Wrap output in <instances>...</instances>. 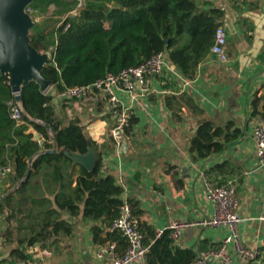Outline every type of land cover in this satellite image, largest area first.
Here are the masks:
<instances>
[{"label": "trees", "instance_id": "obj_1", "mask_svg": "<svg viewBox=\"0 0 264 264\" xmlns=\"http://www.w3.org/2000/svg\"><path fill=\"white\" fill-rule=\"evenodd\" d=\"M75 4L74 0H35L28 6L39 15L53 6L54 14L62 15L73 10ZM207 4L200 0H83L78 15L67 17L57 26L55 45L32 33L28 43L38 53L49 54L41 76L55 92L92 84L109 73L137 66L158 52H167L171 64L191 80L209 54L223 17L220 8H205ZM11 91L9 75L0 72V166L11 167L0 200V241L6 251L0 255V264H30L34 253L29 249L36 244L50 250L56 239L71 233L67 217H80L90 224L96 243L116 240L123 246V239L109 233L108 228L124 201L130 204L142 231L138 202L124 196L115 177L103 172L102 153L95 141L91 140L95 153L91 171L64 154L65 150L86 153L90 140L81 121L68 118L67 104L55 103L38 83L29 81L20 89L25 114L17 123L8 104L13 100ZM256 101L262 103L258 113L264 118V96L252 102L253 115L257 112ZM188 105L195 109L191 101ZM136 122L131 116L125 133ZM30 130L41 142L33 138ZM239 135L240 130L232 122L218 125L204 119L188 151L195 162L216 156L235 143ZM54 147L55 152H44ZM228 171L230 164L223 162L205 174L210 178L212 173ZM155 233L147 227L146 264H191L195 259L192 250L173 246L169 229L159 237ZM257 252L264 264V245Z\"/></svg>", "mask_w": 264, "mask_h": 264}, {"label": "crops", "instance_id": "obj_2", "mask_svg": "<svg viewBox=\"0 0 264 264\" xmlns=\"http://www.w3.org/2000/svg\"><path fill=\"white\" fill-rule=\"evenodd\" d=\"M204 2L208 3L205 8L223 11L221 27L227 35L228 62L219 63L207 55L195 77L188 80L165 52L166 65L163 73L153 78V92L133 105L137 122L124 135V151L114 149L107 103L100 96L69 104L66 113L68 118H78L95 141L102 153L103 172L115 177L124 196L138 202L144 236L147 227L164 230L173 220L195 222L209 216L212 205L206 199L201 173L228 162L231 171L212 173L210 178L205 175L213 182L224 179L220 184H235L243 219L239 234L246 247L257 250L264 245V168L257 164L252 125L261 116L262 103L256 101L253 115L252 102L264 96V0H200ZM55 19L47 18L33 33L52 46L56 43ZM204 119L218 125L232 122L240 135L222 153L195 162L189 144ZM67 221L71 233L56 239L50 250L38 244L30 248L34 253L30 264H97L93 252L99 244L93 240L92 226L80 217H67ZM2 230L0 226V233ZM226 233L223 227L193 225L183 230L173 246L198 254L217 247ZM117 248L122 251L124 245L117 242ZM1 254L6 251L0 241ZM232 259V264H261L241 262L236 255Z\"/></svg>", "mask_w": 264, "mask_h": 264}, {"label": "built area", "instance_id": "obj_3", "mask_svg": "<svg viewBox=\"0 0 264 264\" xmlns=\"http://www.w3.org/2000/svg\"><path fill=\"white\" fill-rule=\"evenodd\" d=\"M76 6L70 12L63 13L61 24L67 17L78 15L82 6L81 0H75ZM25 11L31 15L34 24L33 10L27 6ZM68 27V24L66 25ZM31 31V30H30ZM227 35L223 27L215 31L214 42L209 51V57L219 63L228 62L226 53ZM166 54L158 52L147 61L132 67L121 69L116 74H107L92 84L72 86L55 92L51 86L42 90L44 94L52 95L55 103L67 105L88 102L96 95L106 100L107 114L111 120L110 135L117 152L125 150L124 135L128 121L134 115L133 105L140 99L146 98L153 92V78L160 76L165 68ZM13 100L10 106L11 117L17 123L21 122V115L25 114L21 102L15 99L20 90L11 91ZM252 137L255 145L257 164L264 168V118L257 116L252 125ZM33 138L41 142L37 134ZM11 173L9 165L0 166V196L3 182ZM206 190V199L212 205L209 216L195 222L171 221L169 237L176 242L183 230L193 225L214 229L223 227L227 233L215 248L205 249L196 254L191 264H232V255H236L241 262H260L256 249L246 247L239 234V226L243 219L239 212V202L236 198V186L231 181L220 184L209 180L201 173ZM5 183V182H4ZM163 229H156L155 236L159 237ZM109 233H117L124 241V249L119 251L116 240H108L99 244L93 252L97 264H146V254L149 250L144 242L145 236L140 230L139 221L132 215L131 206L124 201L120 207L117 218L110 224Z\"/></svg>", "mask_w": 264, "mask_h": 264}, {"label": "water", "instance_id": "obj_4", "mask_svg": "<svg viewBox=\"0 0 264 264\" xmlns=\"http://www.w3.org/2000/svg\"><path fill=\"white\" fill-rule=\"evenodd\" d=\"M33 1L35 0H0V72L9 75L12 91L20 90L21 86L29 81L38 83L41 90L51 86L41 76V70L49 62V57L44 53H38L28 43L31 35L29 32L34 26V21L25 9ZM25 34H28V40H20L19 37ZM15 99L22 102L21 95L16 96ZM55 151L54 147L44 152ZM64 154L73 163L86 170L93 169L95 153L91 139L88 142L86 153L80 154L65 150ZM28 172L20 183L25 181ZM19 184L12 190L18 188ZM3 197L4 195H1L0 200Z\"/></svg>", "mask_w": 264, "mask_h": 264}, {"label": "rangeland", "instance_id": "obj_5", "mask_svg": "<svg viewBox=\"0 0 264 264\" xmlns=\"http://www.w3.org/2000/svg\"><path fill=\"white\" fill-rule=\"evenodd\" d=\"M75 1V0H74ZM81 2L83 3V0H81ZM77 3V2H76ZM75 6H76V4H75ZM70 7V6H69ZM33 17H34V19H36L37 18V20H36V22H35V24H34V29H33V27L31 28V29H33V32H29L30 34L32 33H34V31L38 28V26L39 25H42L43 24V22L45 21V20H47V18H50L51 16H56V19H55V23H57V26H58V23L61 21V18H60V16L61 15H57V14H54L55 13V9H54V7L53 6H49L47 9H46V12L43 14V15H39L36 11H34L33 10ZM50 21V20H49ZM36 25V26H35ZM19 39L20 40H24V41H26V40H28V34H25L24 36H21V37H19ZM68 114V113H67ZM86 119H90V116H89V114H86ZM5 182V181H4ZM4 182H3V184H4ZM6 186H7V182L5 183V185H4V188H3V190H2V193H1V195H3V191H4V189L6 188Z\"/></svg>", "mask_w": 264, "mask_h": 264}]
</instances>
